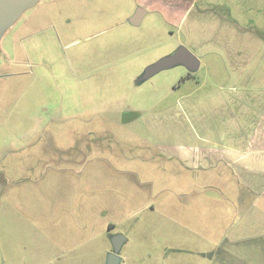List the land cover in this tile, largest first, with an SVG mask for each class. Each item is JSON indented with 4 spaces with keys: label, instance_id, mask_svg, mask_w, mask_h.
<instances>
[{
    "label": "rangeland",
    "instance_id": "374dc122",
    "mask_svg": "<svg viewBox=\"0 0 264 264\" xmlns=\"http://www.w3.org/2000/svg\"><path fill=\"white\" fill-rule=\"evenodd\" d=\"M130 1L39 0L0 31V264L24 239L31 264H105L114 235L120 264H264V198L149 128L187 72L139 77L187 41ZM201 60L187 85H224Z\"/></svg>",
    "mask_w": 264,
    "mask_h": 264
},
{
    "label": "crops",
    "instance_id": "0c3cea01",
    "mask_svg": "<svg viewBox=\"0 0 264 264\" xmlns=\"http://www.w3.org/2000/svg\"><path fill=\"white\" fill-rule=\"evenodd\" d=\"M130 2L134 11L138 7L145 10L141 22L153 13L171 31L181 33L187 42L180 45L198 59V68L202 58L216 55L221 62L219 69L226 73L224 85L211 90L203 89L201 83L175 84L173 91L178 92L175 102L147 115L149 128L161 134L160 148L173 150V136L187 137L191 144L183 149L181 161L192 167L222 163L239 184L257 193L261 201L264 198V0ZM188 86L190 90L184 92ZM164 128L168 134L162 132ZM19 243L6 250L16 247L21 264H31L33 244L27 239L21 241L20 247ZM1 252L4 253L2 248Z\"/></svg>",
    "mask_w": 264,
    "mask_h": 264
},
{
    "label": "water",
    "instance_id": "95a60500",
    "mask_svg": "<svg viewBox=\"0 0 264 264\" xmlns=\"http://www.w3.org/2000/svg\"><path fill=\"white\" fill-rule=\"evenodd\" d=\"M39 0H0V31L11 27L20 14L33 7ZM145 14L141 7L135 9L133 15L128 18L131 26H139ZM175 66H183L188 71L194 72L199 66L198 59L184 46H179L171 54L160 58L147 66L139 80H147L159 72L169 70ZM112 250L106 257L105 264H120L119 251L125 241L121 235L111 237Z\"/></svg>",
    "mask_w": 264,
    "mask_h": 264
},
{
    "label": "flooded vegetation",
    "instance_id": "af4514ba",
    "mask_svg": "<svg viewBox=\"0 0 264 264\" xmlns=\"http://www.w3.org/2000/svg\"><path fill=\"white\" fill-rule=\"evenodd\" d=\"M127 22H128V19H127ZM51 23H49V25H50ZM72 44V43H71ZM178 48V47H177ZM180 67H182L187 73L186 74H183L179 79H178V82H177V84L176 85H178L180 82H184L185 80H187V79H189L190 77H191V73L192 72H190V71H188L185 67H183V66H180ZM198 69V68H197ZM196 69V70H197ZM139 79H140V77H139ZM139 81H141V82H144V81H146V80H139ZM174 88H176V87H174Z\"/></svg>",
    "mask_w": 264,
    "mask_h": 264
}]
</instances>
